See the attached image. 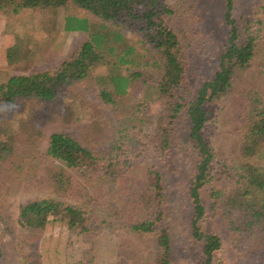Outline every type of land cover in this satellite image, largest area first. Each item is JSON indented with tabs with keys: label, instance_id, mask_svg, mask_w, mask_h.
<instances>
[{
	"label": "trees",
	"instance_id": "16d2710c",
	"mask_svg": "<svg viewBox=\"0 0 264 264\" xmlns=\"http://www.w3.org/2000/svg\"><path fill=\"white\" fill-rule=\"evenodd\" d=\"M184 1L169 5L162 0H0V10L5 14L38 8L61 11L68 9L69 5L91 14L62 15L60 23L64 31L86 32L88 38L58 68L14 74L0 83V104L13 103L21 97L53 100L62 84L88 77L101 86L102 99L111 104L129 97L140 83L151 90L157 89L158 99L152 109H157L155 113L159 114V141L165 149L173 148V155L177 150V154L192 164L189 189L193 204L192 235L201 242L204 264H211L223 247V239L216 232L205 231L201 225L207 213L202 189L210 185L215 164L219 163L217 151L206 132L212 119L211 110L228 98L241 73L253 66L260 51L264 52V5L258 4L259 13L252 21L248 20V25H244L241 31L234 16V0H224L223 17L228 37L218 69L212 77L193 86L188 81V61L194 42L189 39L188 28L184 26V20L188 19L183 18L186 12L182 7ZM186 1L196 6L194 0ZM12 24L9 22L7 25L11 27ZM127 30L139 36L138 45L129 39ZM19 34L16 32V43L7 49V60L11 65L26 57L30 50ZM191 36L194 39L195 34ZM153 79H156L155 83L150 82ZM245 90L246 95L240 103L238 135L232 136L238 151L229 168L223 164L234 181L230 188L214 189L212 208L216 215L227 221L239 253L264 264V91L252 87ZM138 105H135L137 109L132 115L141 112ZM159 107L161 110L156 112ZM137 122V119H132L131 125L137 127ZM6 128H0V160L10 161L16 147ZM124 138L121 136V144L117 142L111 151L101 154L83 145L72 134L52 133L47 155L54 162L63 164L60 171L54 172L52 185H49L55 186L56 194L21 206L20 224L45 228L56 220L66 222L70 230H78L81 234L89 232V203L83 200L85 196L82 195H89L95 181L105 183L113 180L121 171L124 162L120 160V150L125 145ZM162 168L157 165L149 167L144 194L138 200L140 205L141 202L143 206L149 205L150 211L155 209L154 212L142 218L139 210L136 214L130 209L132 223L127 229L135 236H154L157 244V253L151 258L154 264H173L171 232L168 226L160 225L166 218L163 205L168 177L165 166ZM69 171L83 179L85 185L76 181V176L73 180ZM71 196L76 198L72 202L69 201ZM97 200L100 203L103 199L99 197ZM110 216L107 215V219ZM2 256L0 247V258Z\"/></svg>",
	"mask_w": 264,
	"mask_h": 264
},
{
	"label": "rangeland",
	"instance_id": "374dc122",
	"mask_svg": "<svg viewBox=\"0 0 264 264\" xmlns=\"http://www.w3.org/2000/svg\"><path fill=\"white\" fill-rule=\"evenodd\" d=\"M162 1L177 5L181 0ZM194 1L196 6L185 0L182 7L186 11L183 18L188 17L184 26L188 28L189 39L194 42L190 47L193 52L188 61V81L196 86L212 77L218 69L228 35L223 17L225 1ZM234 2V16L243 31L248 20L252 21L259 13L257 8L264 5V0ZM64 14L91 16L71 5L61 11L38 8L19 14H5L0 10V83L14 74L58 68L88 38L86 32L64 31L60 23ZM193 19L196 22L192 23ZM9 22H13L11 27L7 25ZM16 32H20V38L25 39L30 50L26 57L11 65L8 64L7 49L16 43ZM126 32L129 39L138 45L139 36L130 30ZM192 34H195L194 39ZM254 61L247 72L241 73L228 98L211 110L212 119L206 132L217 151L219 163L215 164L210 185L202 189L207 213L201 225L205 231L216 232L223 239V247L211 264L257 263L239 253L227 221L216 215L212 208L214 189L230 188L234 181L223 164L229 168L238 151L233 137L238 135L236 129L240 127V103L246 95L245 89L252 87L264 91V52L260 51ZM150 82L155 83L156 79ZM100 90L101 86L88 77L62 84L53 100L21 97L13 103L0 104V128L7 127L16 147L10 161L0 160V247L3 249L0 264H154V259H151L152 254L157 253L154 236H135L128 232L127 226L132 223L130 209L136 214L139 210L142 218L155 210L150 211L149 205L143 206L138 202L144 194L148 169L155 165L158 168L165 166L164 171L168 173L163 205L166 218L160 225L168 226L171 232L172 263L204 264L201 242L193 237L191 229L193 204L189 189L192 164L177 154V150L173 155V148L165 149L159 141V114L155 113L157 109H152L158 99V90H151L140 83L129 97L117 104L105 102ZM124 102L128 105L125 106ZM136 104H139L141 112L132 115L137 109ZM160 110L161 107L156 112ZM25 113V119L15 120ZM132 119L138 120L137 127L131 125ZM54 132L72 134L83 145L101 154L111 151L117 142L121 144V136L125 137L120 160L127 165L121 164V171L113 180L105 183L95 181L89 195H82L85 196L83 200L89 203V232L81 234L78 230H70L66 222L56 220L45 228L23 227L19 222L21 206L56 194L55 186L49 185H52L54 172L60 171L63 164L54 162L47 155L50 135ZM68 174L73 180L77 177L72 171ZM76 181L81 183L84 180L77 177ZM81 184L85 185L84 182ZM99 197L103 199L100 203ZM70 199L72 202L76 198L71 196ZM109 214L111 216L107 219Z\"/></svg>",
	"mask_w": 264,
	"mask_h": 264
},
{
	"label": "clouds",
	"instance_id": "9594fccd",
	"mask_svg": "<svg viewBox=\"0 0 264 264\" xmlns=\"http://www.w3.org/2000/svg\"><path fill=\"white\" fill-rule=\"evenodd\" d=\"M26 116H27V113H25L23 116H17V117L15 118V120H16V121H19V120L25 119ZM5 119H8V117L6 116ZM9 123L11 124V123H13V121H9Z\"/></svg>",
	"mask_w": 264,
	"mask_h": 264
}]
</instances>
